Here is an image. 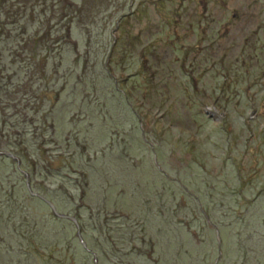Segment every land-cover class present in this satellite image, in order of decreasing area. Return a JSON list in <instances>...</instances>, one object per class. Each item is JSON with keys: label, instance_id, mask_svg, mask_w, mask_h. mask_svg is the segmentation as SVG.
<instances>
[{"label": "rangeland", "instance_id": "374dc122", "mask_svg": "<svg viewBox=\"0 0 264 264\" xmlns=\"http://www.w3.org/2000/svg\"><path fill=\"white\" fill-rule=\"evenodd\" d=\"M0 150V264H264V0H0Z\"/></svg>", "mask_w": 264, "mask_h": 264}, {"label": "trees", "instance_id": "16d2710c", "mask_svg": "<svg viewBox=\"0 0 264 264\" xmlns=\"http://www.w3.org/2000/svg\"><path fill=\"white\" fill-rule=\"evenodd\" d=\"M113 50H115V49H113ZM112 54H114V53H112ZM130 54H132V56L131 57H129L130 56ZM125 58V57H124ZM126 61H124V63L122 62V66H124L123 64H125L126 66H127V68H124L123 70H122V74L123 73H129L130 75L127 77V74L125 75L126 76V78H124V82H128L129 81V79H131V81H130V83H134V84H140V79L142 78V71L139 69V71H138V67H139V61L136 59V57L133 55V53H131V51H128V55H127V57H126ZM111 60V59H110ZM104 71H105V75H106V78L103 80V81H105V83H108V82H112L113 83V75H111L112 73H111V70L110 69H108V68H104ZM181 75H186L183 71H182V73H180ZM124 76V75H123ZM115 82V81H114ZM154 87V89L152 90V93H156V91H157V88L158 87H156L155 88V86H153ZM159 90V92H158V94H160V96L162 97V95H164V93L166 92L165 90H163V87L162 88H158ZM193 91V90H192ZM119 92V91H118ZM186 93H190L192 96H195L194 98H191V99H193V101L194 100H196V102L194 101V104H192L191 103V100L189 101L188 100V103H190V104H192V105H188L187 103H185V106L187 107V108H191L190 109V113L191 114H193V117H194V120L196 119V120H200L201 121V119H199L200 118V115L201 114H204V113H202L201 112V110H199V102L197 101L198 100V98L196 97V96H199L200 95V93H198L196 90H194L193 92H190L189 90L188 91H186ZM202 95V94H201ZM204 97V96H203ZM127 104H130L128 101H127ZM134 113V112H133ZM194 114H195V116H194ZM198 117V118H197ZM62 125H65V122H60V126H62ZM45 144V143H44ZM39 148V151H40V146L38 147ZM61 156H59V158H60ZM160 159H162V158H160ZM108 167H110L111 168V166H108ZM151 167L150 166H146V164L144 165V168H143V170H142V172H141V174H143V175H149V176H153L154 177V181L156 182L158 179H157V177H163V175H162V173H160V175L159 176H156V174L154 173L155 171L154 170H152V169H150ZM66 169V167L65 166H63V165H59L58 167H57V169H52V171H51V173H53V174H55L56 172H58L59 174H61V172L63 171V170H65ZM136 169V168H135ZM18 170H20L19 168L17 169V171ZM55 171V172H54ZM135 171V170H134ZM21 172V171H20ZM136 173H140V171L138 170V169H136V171H135ZM29 174H31V173H29ZM154 174H155V176H156V178H155V176H154ZM62 175V174H61ZM67 176H68V174H66ZM165 176V175H164ZM64 178H65V176H64ZM161 181V180H160ZM157 182H159V180L157 181ZM149 184H148V189L150 188V182H148ZM25 185H26V182H25ZM33 187V186H32ZM157 187V186H156ZM155 187V188H156ZM154 188V189H155ZM33 190L35 191V189L33 188ZM152 191H153V189H152ZM151 191V192H152ZM35 192H37V193H41V194H43L44 196H46L48 199H51L53 202H54V204L57 206V208H58V206H60L59 204H58V200H57V198H55L54 196H52V195H48V194H44L43 192H44V190H43V192H42V190H40L39 189V191L38 190H36ZM148 194V193H147ZM140 197H143V195H142V193H140L139 192V195L137 196V199H139ZM26 200H31V202H26V204H27V207H31L32 206V204H34V206H37L38 208H40V207H45V206H47L49 209H51V207L50 206H48V204L42 199V198H40V197H37V196H33V195H31L30 194V192H29V189L27 188V185H26ZM45 205V206H44ZM51 211H52V209H51ZM0 212H2V213H6V209H2V208H0ZM60 212V211H59ZM64 213V212H63ZM51 216H53V219H48V218H46V219H44L43 220V222H41L40 221V224H44V225H47V224H50L49 222L50 221H54L55 220V222H57V221H59L60 222V224H62V223H66V222H68V223H70L69 221H71V220H69V219H67V218H59V217H56L54 214H53V212H51ZM5 218H3L2 216H0V229H2V231H0V233H3L4 232V230H5V228H6V230H8L7 229V220H5ZM58 223V222H57ZM40 224H39V226H40ZM64 226H66V224L64 225ZM35 227H37V225H35ZM217 229H219L220 231L221 230H223L224 232H222L221 234L223 235V238L221 239L222 240V245H225V243H226V233L227 234H229V233H231L230 232V229H228V228H223V229H221V228H217ZM40 231V230H39ZM225 231H226V233H225ZM59 239L60 240H62V238L61 237H59ZM79 239V238H78ZM107 239L109 240V242H110V238L109 237H107ZM113 240H114V238H112ZM213 239V238H212ZM4 241H6V239H5V237L3 236V235H1L0 234V242H4ZM60 243H63L64 242V240H62V241H59ZM81 243V242H80ZM111 243V242H110ZM79 246L80 247H82V250L83 251H88L86 248H85V246H83L82 245V243L81 244H79ZM96 249V248H95ZM94 248H92L91 249V251H88V252H90L91 254H93V253H96V251H94ZM187 254V253H186ZM97 255V254H96ZM141 257H143L142 259H144L145 257L144 256H141ZM140 257V258H141ZM187 258H191L190 257V254H188V256L186 255H184V253L180 256V258L177 260V261H179L180 263L181 262H183V263H185V264H187L186 263V261H187ZM182 259V260H181ZM192 259L193 258H191V260L188 262L189 264H195V262L194 261H192ZM98 264H99V256H98Z\"/></svg>", "mask_w": 264, "mask_h": 264}, {"label": "water", "instance_id": "95a60500", "mask_svg": "<svg viewBox=\"0 0 264 264\" xmlns=\"http://www.w3.org/2000/svg\"><path fill=\"white\" fill-rule=\"evenodd\" d=\"M0 155H4V156L6 155V156H9V157L13 158L15 161L18 160V162H20V160H19L17 157H15V155L11 154V153L8 152V151H1V150H0ZM19 167H20V166H19ZM27 176H28V175H27ZM26 185H27V188L29 189L30 194L33 195V196H37V197L42 198V199L48 204V206L51 207L52 212H53V214H54L56 217H59V218H61V217H62V218H67V219H69V220H71V221H74V224H75V226H77V229H78L77 236L79 237V239H80L82 245L85 246V247H87V246H86V241H85V239H84L83 236H82V233H81V227H80V225H79V223H78L77 218H76L75 216H73V215L71 216V215H69V214H66V213H63V212H59L57 206L54 204V202H53L51 199H48L46 196H44V195H42V194H40V193L38 194V193H36V192L33 190L32 185H30V180H28V181L26 182ZM89 251H91V250H89ZM93 257H94V264H98V256L96 255V253H93Z\"/></svg>", "mask_w": 264, "mask_h": 264}]
</instances>
